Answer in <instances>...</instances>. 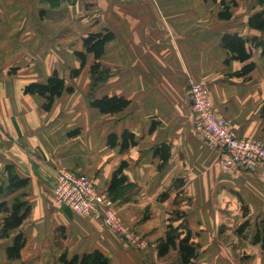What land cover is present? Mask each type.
Returning a JSON list of instances; mask_svg holds the SVG:
<instances>
[{
    "label": "crops",
    "instance_id": "0c3cea01",
    "mask_svg": "<svg viewBox=\"0 0 264 264\" xmlns=\"http://www.w3.org/2000/svg\"><path fill=\"white\" fill-rule=\"evenodd\" d=\"M83 7V0H0V264H62L63 253L92 250L111 264H179L177 248L170 249L175 261L167 260L170 251L158 255L170 228L189 232L197 251L191 264H264V245L255 240L264 221V177L258 169L220 170L218 151L194 132L186 90L190 79L203 83L239 137L264 143V56L251 47L253 69L236 75L245 62L229 58L221 44L224 33L264 41L247 24L264 5L235 0L225 19L219 1L99 0L103 26L114 34L99 58L83 46ZM93 62L110 74L95 85ZM53 72L72 91L45 109L44 96L23 88ZM105 95L128 104L102 113L90 102ZM124 131L134 134V145H109V134L120 142ZM161 144L169 152L164 162L155 154ZM122 161L124 182L109 191ZM61 168L87 174L140 244L100 219L55 206L51 191ZM9 173L27 183L9 188ZM16 202L29 211L2 236V203ZM18 234L20 256L9 258L6 247Z\"/></svg>",
    "mask_w": 264,
    "mask_h": 264
},
{
    "label": "trees",
    "instance_id": "16d2710c",
    "mask_svg": "<svg viewBox=\"0 0 264 264\" xmlns=\"http://www.w3.org/2000/svg\"><path fill=\"white\" fill-rule=\"evenodd\" d=\"M214 2L219 1L222 9L219 11L218 15L220 18H230L231 12L230 8L235 4V0H212ZM260 5H264V0H258ZM247 24L249 27L264 33V8L257 10L250 14L247 18ZM114 36L113 32L110 30L100 31V32H90L83 38V46L85 51L88 53H93L95 58H99L103 53V47L105 42L112 39ZM248 42L251 46H248ZM222 46L229 51V58L239 60L240 62H245L241 69L235 74H245L253 69L254 62L248 61L251 57V47H259L261 54L264 56V41L253 38L252 40H247L242 38L240 35L234 33H224L221 37ZM81 58V66L85 62V55L79 53ZM228 59H225L227 62ZM99 64L94 62L91 65V76L93 85L96 82L102 81L99 75ZM78 69H73L71 75L75 76ZM25 93H37L45 97L46 102L43 104L45 109L50 108L55 98L59 97L63 91H72L71 86L65 85V80L60 77L57 72H53L45 82H30L26 84L23 88ZM91 105L99 109L102 113L115 112L124 108L128 101L121 96H102L100 98H94L91 100ZM109 145L119 144L121 150L127 149L128 147L135 144L134 134L129 131H124L121 134V141L117 142V136L115 134H109L108 136ZM155 154H158L161 161L164 162L169 156L168 148L164 144L156 147ZM126 162L122 161L121 164L114 170L109 191L115 190L117 187L124 182V168ZM27 183V179L19 178L17 175L9 173V188L22 187ZM3 210L7 212L4 217L3 227L1 230V235L6 236L8 231L14 227H17L22 220L26 217L29 206L25 202H16L11 208L5 207ZM245 224V223H244ZM261 228L257 229L255 234V240L262 241L264 245V221L261 223ZM22 235L18 234L14 237L13 243L6 247V254L9 258H17L20 256V250L23 246ZM177 248L179 255V264H191L194 258L197 256L196 246L190 240L189 232L184 233L183 231H178L170 228L166 233L165 237L161 239L157 245V251L159 256L166 255L170 249ZM59 261L62 264H111L109 259L99 250H92L90 252H84L82 254H74L71 257H67L65 253L60 256ZM168 264H175L170 262Z\"/></svg>",
    "mask_w": 264,
    "mask_h": 264
},
{
    "label": "built area",
    "instance_id": "2783aa9c",
    "mask_svg": "<svg viewBox=\"0 0 264 264\" xmlns=\"http://www.w3.org/2000/svg\"><path fill=\"white\" fill-rule=\"evenodd\" d=\"M186 90L192 108L194 132L209 148L218 151L220 170L226 173L258 169L264 177V143L239 137L218 112L203 83L190 79ZM51 194L56 206H66L76 214L100 219L128 243L140 244L125 229L114 201L98 191L87 174L73 169H58Z\"/></svg>",
    "mask_w": 264,
    "mask_h": 264
},
{
    "label": "rangeland",
    "instance_id": "374dc122",
    "mask_svg": "<svg viewBox=\"0 0 264 264\" xmlns=\"http://www.w3.org/2000/svg\"><path fill=\"white\" fill-rule=\"evenodd\" d=\"M84 1V11H83V22H84V34L85 36L90 33L88 31L93 32L94 30L105 31L108 30V28L104 27V23H102L104 20L102 18V11L101 8L98 7L99 0H83ZM102 18V20H101ZM94 63V62H93ZM99 68L98 73L101 76L102 81L104 82L109 77V69L108 67L102 65V63L98 62ZM209 91V90H208ZM53 202V201H52ZM54 204V203H53ZM55 205V204H54ZM56 206V205H55ZM175 257V254L170 251L168 254V261H175L176 259H173ZM218 260V259H216ZM229 262L232 264V259H228ZM242 260V259H241ZM211 261H214V259H211ZM213 264H219L218 262H214ZM243 264H251L249 259L247 261H244Z\"/></svg>",
    "mask_w": 264,
    "mask_h": 264
}]
</instances>
